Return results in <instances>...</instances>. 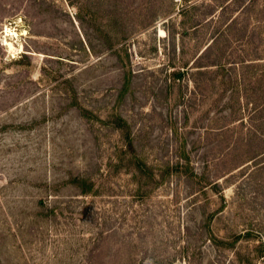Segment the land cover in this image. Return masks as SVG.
I'll use <instances>...</instances> for the list:
<instances>
[{"label": "rangeland", "instance_id": "rangeland-1", "mask_svg": "<svg viewBox=\"0 0 264 264\" xmlns=\"http://www.w3.org/2000/svg\"><path fill=\"white\" fill-rule=\"evenodd\" d=\"M263 17L0 0V264H264Z\"/></svg>", "mask_w": 264, "mask_h": 264}, {"label": "trees", "instance_id": "trees-1", "mask_svg": "<svg viewBox=\"0 0 264 264\" xmlns=\"http://www.w3.org/2000/svg\"><path fill=\"white\" fill-rule=\"evenodd\" d=\"M220 8H225V7H223V6H221ZM243 8V7H242ZM222 9V10H223ZM242 10V9H241ZM243 10H245V8L243 9ZM243 11H241L240 12V14L242 13ZM211 21H214V18H213V16L211 17ZM261 25V26H257V25ZM260 28H264V17H263V19H262V21H260V20H257V22H255V24H254V27H253V29L254 30H252V32L251 33H255V31H256V29H260ZM224 30H226V29H224ZM258 32H262L261 30H259ZM218 36H216L215 34L213 35V37H212V39L210 40V42L208 43V45H206L205 47H204V51H203V55H205V56H208V55H210V53H212V51H214V49L215 48H217L218 47V43H216V41L218 40V38L220 37V35H221V33L220 32H218ZM223 35H224V31H223ZM250 37V36H249ZM253 47H254V50H255V52H263L264 51V44H262V43H260L259 45H255V43H254V45H253ZM261 61H264V58H262V57H260L259 55H257L256 56V58L255 59H253V61H251V62H261ZM256 63V64H257ZM256 64H252V66H255ZM212 66H214L215 68H222L223 67V65L222 64H220V63H215L214 65H212ZM197 68H203V67H197ZM174 76L176 77V78H182V76H183V73L182 72H178V73H175L174 74ZM119 122H120V125H119V129L120 130H122L123 128H125V127H128L127 126V123L123 120V119H121V118H119ZM131 135L129 134V138H130V140H131V137H130Z\"/></svg>", "mask_w": 264, "mask_h": 264}]
</instances>
